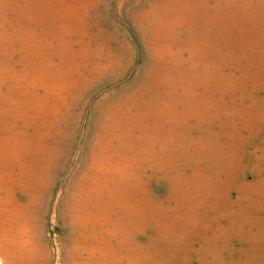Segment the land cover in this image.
Listing matches in <instances>:
<instances>
[{
    "label": "rangeland",
    "instance_id": "obj_1",
    "mask_svg": "<svg viewBox=\"0 0 264 264\" xmlns=\"http://www.w3.org/2000/svg\"><path fill=\"white\" fill-rule=\"evenodd\" d=\"M0 264H264V0H0Z\"/></svg>",
    "mask_w": 264,
    "mask_h": 264
}]
</instances>
